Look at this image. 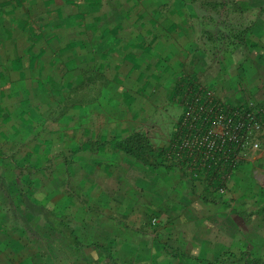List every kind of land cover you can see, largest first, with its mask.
I'll use <instances>...</instances> for the list:
<instances>
[{
  "label": "rangeland",
  "instance_id": "rangeland-1",
  "mask_svg": "<svg viewBox=\"0 0 264 264\" xmlns=\"http://www.w3.org/2000/svg\"><path fill=\"white\" fill-rule=\"evenodd\" d=\"M7 2L18 4L23 16L8 11ZM43 2L49 11L44 17L37 9L30 12L40 2L0 0V39L15 43L16 34L25 36L0 67V239L18 230L26 245L43 247L45 263L52 264L56 251L66 252L76 234L82 241L90 224L96 229L84 210L88 192L102 182V175H92L95 166L126 159L119 149L105 152L100 142L142 131L155 151H162L180 118L181 108L170 95L181 77L192 74L190 80L208 84L226 101L259 98L264 0ZM239 33L245 43L227 44L226 37ZM5 45L0 41V54ZM70 132L73 137H66ZM65 151L75 152L67 165L59 162ZM128 176L130 187H149L153 179L147 172ZM113 180L108 187L115 186ZM233 213L234 224L221 228L236 236L227 251L264 264V227L256 224L257 216ZM226 215L219 213L218 219L226 221ZM219 242L230 243L224 236Z\"/></svg>",
  "mask_w": 264,
  "mask_h": 264
},
{
  "label": "crops",
  "instance_id": "crops-1",
  "mask_svg": "<svg viewBox=\"0 0 264 264\" xmlns=\"http://www.w3.org/2000/svg\"><path fill=\"white\" fill-rule=\"evenodd\" d=\"M30 2H40L30 12L37 9L40 16L49 12L43 0ZM53 5L55 4L50 5L49 10H54ZM5 7L8 11L15 10L18 17L23 16L19 12L18 4L8 5L7 2ZM16 36L15 43L12 39L7 42L5 36H1L0 41L6 42V45L1 50L0 67L4 65L5 59H12L15 47L24 44L25 36L20 33ZM31 73L33 74V70ZM138 76L140 78L141 74ZM188 77L194 78L192 74ZM255 94L259 98L252 97L264 102V89L261 92L256 91ZM74 128L77 126L74 125ZM66 137L72 138L73 133L70 132ZM118 143L119 140L115 143L100 142L105 152L117 148ZM155 153L159 155L158 151ZM119 155L126 159L116 160L110 167L102 164L95 166L96 172L92 173L102 175V182H97L88 192L89 203L84 204V210L90 214V219L88 215L85 219H89L88 222L91 220L96 229L90 224L91 228L88 232L85 230L82 241L78 240L80 235L76 234L73 238L74 244L70 243L71 239L67 249H63L66 252L61 249L56 251L52 264H236L238 259H244L241 264H253L256 261V258L247 253L238 255L234 250L228 252L227 248L236 244V236L234 232L231 235V231L228 234L223 231L225 226L230 228L234 224L235 221L231 222L230 218L237 209L244 211V215L251 214L252 219L257 216L259 221L256 224L264 227V145L238 166L223 195L209 189L204 176L196 178L184 175L169 162L166 165L156 159L154 166L142 169L136 163L139 161L133 157L127 158L129 155L124 153ZM73 159L74 151H65L59 155V162L64 165L70 164ZM146 172L153 176L149 187L129 186L128 175H144ZM113 177L116 184L108 187L113 183ZM8 206L13 211V205L8 203ZM73 210L72 208L71 212ZM219 213L227 214L226 221L218 219ZM72 230L75 234L74 227ZM21 236L24 235L12 229V234L4 236L8 240L1 242L0 239V264H50L44 261L46 254L41 250L43 247L38 248L36 243H33L34 247H30V244L23 242ZM220 236L228 238V247L219 242ZM7 241L9 246L6 248ZM3 242L5 246H2ZM222 246L225 249L220 250Z\"/></svg>",
  "mask_w": 264,
  "mask_h": 264
},
{
  "label": "built area",
  "instance_id": "built-area-1",
  "mask_svg": "<svg viewBox=\"0 0 264 264\" xmlns=\"http://www.w3.org/2000/svg\"><path fill=\"white\" fill-rule=\"evenodd\" d=\"M176 99L181 113L167 142L166 162L184 175L204 176L207 187L223 195L238 166L262 148L264 102L226 101L199 81L183 83Z\"/></svg>",
  "mask_w": 264,
  "mask_h": 264
},
{
  "label": "trees",
  "instance_id": "trees-1",
  "mask_svg": "<svg viewBox=\"0 0 264 264\" xmlns=\"http://www.w3.org/2000/svg\"><path fill=\"white\" fill-rule=\"evenodd\" d=\"M242 36L243 35L242 34L240 35V33L236 36L231 35L230 37H226V39H227L226 42H227V44H230V45H234V44L235 45H241V44L245 43V41L243 39H241V38H243ZM220 37L225 38L222 35ZM181 80H182V82H180ZM185 80L189 81V83H192L195 81V79L190 80L189 77H187V78L181 77V79H179L177 81V83H178L177 86H176V83H174L175 89L173 90V93L171 92V95H170V98L172 100H174V97H177V95L179 94L180 89H181V85L183 84V82ZM106 142H108V141H106ZM116 149L121 150L124 154L133 157L135 160H139V161L143 162L147 166H154L156 159L159 163L168 165L166 162V159H165L166 147L163 148L162 151L158 150L159 155L156 154L155 148L152 146L147 135L142 131H135L134 133L129 134L127 137H124L121 140H119V143H118ZM159 157H161V160H158ZM8 200H9L8 203L11 204L10 194H8ZM254 264H258L257 259H256Z\"/></svg>",
  "mask_w": 264,
  "mask_h": 264
}]
</instances>
